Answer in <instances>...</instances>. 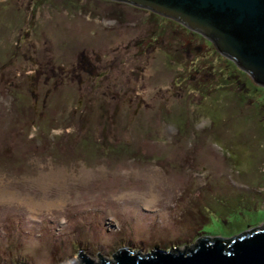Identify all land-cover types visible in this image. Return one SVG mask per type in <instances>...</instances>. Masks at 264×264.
I'll list each match as a JSON object with an SVG mask.
<instances>
[{
    "label": "rangeland",
    "instance_id": "obj_1",
    "mask_svg": "<svg viewBox=\"0 0 264 264\" xmlns=\"http://www.w3.org/2000/svg\"><path fill=\"white\" fill-rule=\"evenodd\" d=\"M162 19L119 0H0V264L185 250L264 222V85ZM179 44L203 74L175 86ZM104 70L102 90L137 93L102 114L85 77Z\"/></svg>",
    "mask_w": 264,
    "mask_h": 264
},
{
    "label": "water",
    "instance_id": "obj_2",
    "mask_svg": "<svg viewBox=\"0 0 264 264\" xmlns=\"http://www.w3.org/2000/svg\"><path fill=\"white\" fill-rule=\"evenodd\" d=\"M153 8L202 31L224 53L264 85V0H128ZM73 264H264V222L225 238L203 235L185 250L154 246L143 253L128 246L110 261L95 263L79 251Z\"/></svg>",
    "mask_w": 264,
    "mask_h": 264
},
{
    "label": "trees",
    "instance_id": "obj_3",
    "mask_svg": "<svg viewBox=\"0 0 264 264\" xmlns=\"http://www.w3.org/2000/svg\"><path fill=\"white\" fill-rule=\"evenodd\" d=\"M172 29H174L175 32L179 33V30L176 31V29L173 28V27L170 28V31ZM197 39L200 40L201 42L204 41L205 43H207V41H205L203 38L202 39L201 38H197ZM146 41L150 42L149 39L146 40ZM143 42H144L143 40L137 41V44L140 45ZM197 45H198V42L195 43L194 48ZM194 48L190 44L180 45L178 47L179 50L176 48L179 52H175L176 54L170 55L171 59L174 60V61H176V60L183 61L185 59L184 63H189L190 67H191V69H189L190 67H187L184 72H181L178 76H176V79H175L176 84H175V86H178L181 83H183V85L186 84V83H190L195 76H198V74H199L200 77H202L203 73L201 71V67H199L198 64L195 65V62L193 60L195 54L192 51H193ZM138 53L135 52V55H137ZM188 54H190V55H188ZM3 67H1V68L3 69ZM104 71L100 72V74L97 77H94V79H92L91 76L90 77L89 76L85 77V78L88 77V83L87 84L90 86V89H91L90 92L92 93V94H90L91 97H89V99L87 100L88 104H87L86 108H89V107L93 108L94 104L96 103V99L104 98V99H101L102 103L100 104V107L103 110L102 114L106 113L107 110H108L107 103H106L105 99L108 100V101L110 100V105L114 106L115 109L118 108V111H119V108H120V106L123 103L122 99H124L126 94H128L129 92H132V91L135 92V90H137L136 88H134V86L131 85L129 80L126 81L124 84L111 85L110 87H106L104 90H102L101 87L109 79V77H111V74H112L111 73L112 71H110V70L109 71H105V72ZM0 72H2V71H0ZM196 82H197L198 85L200 83H202V86H203L202 88H204L203 82L200 81V78L198 80H196ZM135 93H137V92H135ZM110 98H113V99H110ZM116 99H117V101H115ZM84 115L85 114H83L82 117L87 119L86 116L84 117ZM103 139H105V138H103ZM110 140H117V139H109V140L107 139L105 141L106 144L101 143V142H100V144L102 145L103 148L107 149L110 146L109 144H111ZM129 247L132 248L131 246H129Z\"/></svg>",
    "mask_w": 264,
    "mask_h": 264
},
{
    "label": "bare ground",
    "instance_id": "obj_4",
    "mask_svg": "<svg viewBox=\"0 0 264 264\" xmlns=\"http://www.w3.org/2000/svg\"><path fill=\"white\" fill-rule=\"evenodd\" d=\"M119 1H123V2H125V3H128V4H131V5H133V6H138V7H143V6H139V5H137V4H134V3H131V2H128V1H124V0H119ZM144 8V7H143ZM145 8H147V9H149V10H151L152 11V14L153 15H155L157 18L159 17V16H161L163 19L162 20H164V21H168L169 22V24L173 27V28H175L176 29V31H178L179 30V33L180 34H188V35H186V36H191V38L192 37H194V38H203L205 41H208L209 43H213L212 45H213V49H216L217 51H219L221 54H223L224 55V53L218 48V46L214 43V42H212V40L210 39V37H208L206 34H204L202 31H199V30H197V29H194V28H192V27H188L187 25H185L183 22H181V21H179V20H177V19H174V18H172V17H170L169 15L167 16V14H165V13H162V12H160V11H157V10H155V9H153V8H150V7H145ZM168 24V25H169ZM169 25V26H170ZM193 38V39H194ZM225 56V55H224ZM153 200H148L147 201V203H150V202H152Z\"/></svg>",
    "mask_w": 264,
    "mask_h": 264
},
{
    "label": "flooded vegetation",
    "instance_id": "obj_5",
    "mask_svg": "<svg viewBox=\"0 0 264 264\" xmlns=\"http://www.w3.org/2000/svg\"><path fill=\"white\" fill-rule=\"evenodd\" d=\"M124 1H128V0H124ZM128 2H131V1H128ZM131 3H134V2H131ZM134 4H137V3H134ZM137 5H139V4H137ZM139 6H143V5H139ZM143 7H146V6H143ZM168 16V15H167ZM170 16V15H169ZM170 17H172V16H170ZM172 18H174V17H172ZM174 19H177V18H174ZM177 20H179V19H177ZM179 21H181V20H179ZM181 22H183V21H181ZM184 23V22H183ZM185 24V23H184ZM185 25H187V24H185ZM188 26V25H187ZM188 27H190V26H188Z\"/></svg>",
    "mask_w": 264,
    "mask_h": 264
}]
</instances>
